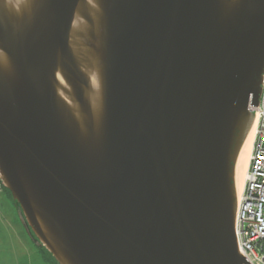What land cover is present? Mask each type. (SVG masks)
<instances>
[{
  "label": "water",
  "instance_id": "95a60500",
  "mask_svg": "<svg viewBox=\"0 0 264 264\" xmlns=\"http://www.w3.org/2000/svg\"><path fill=\"white\" fill-rule=\"evenodd\" d=\"M264 0H0V174L58 264H249L237 164Z\"/></svg>",
  "mask_w": 264,
  "mask_h": 264
},
{
  "label": "built area",
  "instance_id": "2783aa9c",
  "mask_svg": "<svg viewBox=\"0 0 264 264\" xmlns=\"http://www.w3.org/2000/svg\"><path fill=\"white\" fill-rule=\"evenodd\" d=\"M256 138L246 185L238 200L235 233L238 249L249 264H264V77L260 104L252 108ZM4 192L0 174V194Z\"/></svg>",
  "mask_w": 264,
  "mask_h": 264
},
{
  "label": "rangeland",
  "instance_id": "374dc122",
  "mask_svg": "<svg viewBox=\"0 0 264 264\" xmlns=\"http://www.w3.org/2000/svg\"><path fill=\"white\" fill-rule=\"evenodd\" d=\"M0 225L3 226H0V264H47L21 225L22 241L3 222Z\"/></svg>",
  "mask_w": 264,
  "mask_h": 264
},
{
  "label": "bare ground",
  "instance_id": "6f19581e",
  "mask_svg": "<svg viewBox=\"0 0 264 264\" xmlns=\"http://www.w3.org/2000/svg\"><path fill=\"white\" fill-rule=\"evenodd\" d=\"M255 138H256V125L254 124L244 144V147L242 149L237 164L236 188H237L238 200L242 195L246 185L247 172L250 165V159L254 148Z\"/></svg>",
  "mask_w": 264,
  "mask_h": 264
},
{
  "label": "crops",
  "instance_id": "0c3cea01",
  "mask_svg": "<svg viewBox=\"0 0 264 264\" xmlns=\"http://www.w3.org/2000/svg\"><path fill=\"white\" fill-rule=\"evenodd\" d=\"M0 218V221L3 222L4 226H7L8 229L12 230L13 233L16 234L17 239L22 241L23 235L20 230L21 222H19L18 213L11 198L5 192L0 194Z\"/></svg>",
  "mask_w": 264,
  "mask_h": 264
},
{
  "label": "trees",
  "instance_id": "16d2710c",
  "mask_svg": "<svg viewBox=\"0 0 264 264\" xmlns=\"http://www.w3.org/2000/svg\"><path fill=\"white\" fill-rule=\"evenodd\" d=\"M4 192L12 199L16 209L19 208V205L17 204V202H15L13 200L11 193L7 189H4ZM22 227H23V225H22ZM23 229H24V227H23ZM24 231H25V229H24ZM36 248H37V251L39 252V254L42 256V258L46 261L47 264H58L57 261L54 259V257L44 247L38 248L36 246Z\"/></svg>",
  "mask_w": 264,
  "mask_h": 264
}]
</instances>
